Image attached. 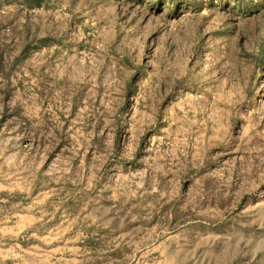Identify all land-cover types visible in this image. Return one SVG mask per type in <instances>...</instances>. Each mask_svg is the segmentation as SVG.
I'll use <instances>...</instances> for the list:
<instances>
[{"label":"rangeland","instance_id":"374dc122","mask_svg":"<svg viewBox=\"0 0 264 264\" xmlns=\"http://www.w3.org/2000/svg\"><path fill=\"white\" fill-rule=\"evenodd\" d=\"M0 264H264V0H0Z\"/></svg>","mask_w":264,"mask_h":264}]
</instances>
